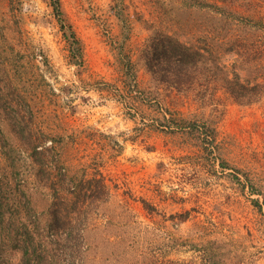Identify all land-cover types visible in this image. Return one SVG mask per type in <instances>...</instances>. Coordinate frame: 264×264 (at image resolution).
<instances>
[{"label": "rangeland", "instance_id": "1", "mask_svg": "<svg viewBox=\"0 0 264 264\" xmlns=\"http://www.w3.org/2000/svg\"><path fill=\"white\" fill-rule=\"evenodd\" d=\"M57 1L0 0L4 219L14 204L45 226L52 200L5 119L14 103L65 184L107 187L80 217L76 264H264V93L243 105L219 83L178 90L143 60L158 34L229 66L240 48L263 83L264 0ZM11 248L5 264H21Z\"/></svg>", "mask_w": 264, "mask_h": 264}, {"label": "trees", "instance_id": "2", "mask_svg": "<svg viewBox=\"0 0 264 264\" xmlns=\"http://www.w3.org/2000/svg\"><path fill=\"white\" fill-rule=\"evenodd\" d=\"M58 4L56 0V13H59ZM71 39L72 43L78 44L73 33ZM235 49L237 47H230L228 51ZM236 51L237 58L229 66L211 50L158 34L144 49L143 60L147 71L158 83L178 90L219 83L235 102L252 104L264 93V82L254 76L255 68L247 66L250 64L242 58L240 48ZM79 58L81 53L75 46L71 49V59ZM13 104L12 112L5 119L32 165L39 169L36 173L38 185L51 191L52 200L42 212L49 219L45 226L40 225L35 214L23 212L14 204L5 220L0 202V264H5L2 254L8 246L21 250V264H76L83 228L80 217L86 215L91 206L106 201L107 187L101 177L81 179L73 187L65 184L66 174H62L60 168L53 170L55 160L49 157L50 148L41 145L31 122Z\"/></svg>", "mask_w": 264, "mask_h": 264}]
</instances>
